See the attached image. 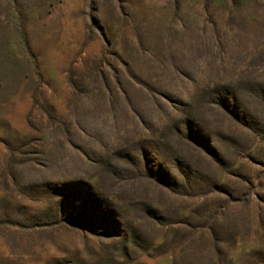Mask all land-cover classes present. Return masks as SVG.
I'll list each match as a JSON object with an SVG mask.
<instances>
[{
    "label": "rangeland",
    "instance_id": "rangeland-1",
    "mask_svg": "<svg viewBox=\"0 0 264 264\" xmlns=\"http://www.w3.org/2000/svg\"><path fill=\"white\" fill-rule=\"evenodd\" d=\"M0 264H264V0H0Z\"/></svg>",
    "mask_w": 264,
    "mask_h": 264
},
{
    "label": "trees",
    "instance_id": "trees-1",
    "mask_svg": "<svg viewBox=\"0 0 264 264\" xmlns=\"http://www.w3.org/2000/svg\"><path fill=\"white\" fill-rule=\"evenodd\" d=\"M208 91H211V89ZM208 99L211 100L212 103L215 101V105L218 102L219 106L222 108V110H224V112L237 116V113H234V111L231 109L232 107L228 105L232 104L230 103V97L226 98L225 94L223 95L222 93L214 92V95H209ZM217 114H219V111H216L215 114L211 113L213 116ZM173 123L174 124H172L171 127H168L169 129H167L168 131H166V133H162L163 140L162 142L160 141L158 143L159 153L163 150V152L166 154H172L173 150L170 140L173 141L174 139L179 140L180 143L184 145L186 143L188 147H191L192 149L197 148L202 153H206L208 155H212L214 153L210 142L206 138L207 132L204 130L208 128L207 123L201 114L196 112L192 107H187L184 109L181 115L177 117ZM172 156H174V154ZM165 173L166 171H161L158 173V175H160L162 178H167V173ZM194 179L195 181L198 180L196 178Z\"/></svg>",
    "mask_w": 264,
    "mask_h": 264
}]
</instances>
